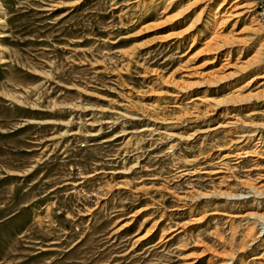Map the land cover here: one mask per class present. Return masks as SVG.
Here are the masks:
<instances>
[{
  "label": "rangeland",
  "instance_id": "obj_1",
  "mask_svg": "<svg viewBox=\"0 0 264 264\" xmlns=\"http://www.w3.org/2000/svg\"><path fill=\"white\" fill-rule=\"evenodd\" d=\"M261 2L0 0V264H264Z\"/></svg>",
  "mask_w": 264,
  "mask_h": 264
},
{
  "label": "built area",
  "instance_id": "obj_2",
  "mask_svg": "<svg viewBox=\"0 0 264 264\" xmlns=\"http://www.w3.org/2000/svg\"><path fill=\"white\" fill-rule=\"evenodd\" d=\"M260 17L264 20V3H260Z\"/></svg>",
  "mask_w": 264,
  "mask_h": 264
},
{
  "label": "bare ground",
  "instance_id": "obj_3",
  "mask_svg": "<svg viewBox=\"0 0 264 264\" xmlns=\"http://www.w3.org/2000/svg\"><path fill=\"white\" fill-rule=\"evenodd\" d=\"M199 16V15H198ZM0 22H3L1 19H0ZM264 217V216H263ZM260 222V224L261 225H263L264 226V218H263V220L262 221H259Z\"/></svg>",
  "mask_w": 264,
  "mask_h": 264
}]
</instances>
